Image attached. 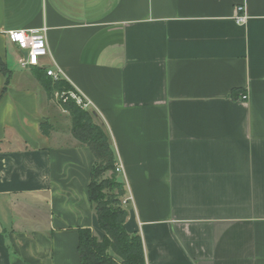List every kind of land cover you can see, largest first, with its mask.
Segmentation results:
<instances>
[{
    "label": "crops",
    "instance_id": "0c3cea01",
    "mask_svg": "<svg viewBox=\"0 0 264 264\" xmlns=\"http://www.w3.org/2000/svg\"><path fill=\"white\" fill-rule=\"evenodd\" d=\"M42 27L48 56L21 68L6 33ZM43 67L110 139L145 264H264V0H0V264H79L77 230L102 236L94 156Z\"/></svg>",
    "mask_w": 264,
    "mask_h": 264
},
{
    "label": "trees",
    "instance_id": "16d2710c",
    "mask_svg": "<svg viewBox=\"0 0 264 264\" xmlns=\"http://www.w3.org/2000/svg\"><path fill=\"white\" fill-rule=\"evenodd\" d=\"M36 79L42 85L47 98L66 112L72 136L87 146L94 156L87 185V197L102 233L98 237L92 229L77 230V254L79 264H145L142 240L137 233L129 234L125 229L128 217L122 204L124 187L117 179L114 164L116 158L102 125L95 122L92 112L82 110L74 99L68 97L74 88L64 79L53 81L41 69ZM64 94L66 101L54 98ZM42 134L52 130L47 121L39 124Z\"/></svg>",
    "mask_w": 264,
    "mask_h": 264
},
{
    "label": "built area",
    "instance_id": "2783aa9c",
    "mask_svg": "<svg viewBox=\"0 0 264 264\" xmlns=\"http://www.w3.org/2000/svg\"><path fill=\"white\" fill-rule=\"evenodd\" d=\"M236 10L237 15L235 16L234 20L237 24L244 23L246 21L244 7L239 6ZM46 30V27H42L39 29L11 30L6 33L8 42H12L21 54H25V57L23 56L19 62L21 68L39 67L40 60L48 56ZM43 70H45L46 76L51 78L53 81L62 78V72L59 69L54 70L49 67H43ZM68 97L74 99L82 110H87L89 102L83 100V98L76 91H70V93H68ZM54 98L60 99L63 102L67 100L63 93H56ZM246 98V95L241 96L242 100H245ZM114 167L116 174L123 175V167L119 162L116 161ZM130 200H132L131 196L124 198L122 200V204L125 205Z\"/></svg>",
    "mask_w": 264,
    "mask_h": 264
},
{
    "label": "rangeland",
    "instance_id": "374dc122",
    "mask_svg": "<svg viewBox=\"0 0 264 264\" xmlns=\"http://www.w3.org/2000/svg\"><path fill=\"white\" fill-rule=\"evenodd\" d=\"M33 216L34 217H32V219L34 220H32V223H34V224H38V226H40V228L41 227H43V226H46V221H47V219H46V217H41L40 215H38V213L36 214L35 212H34V214H33ZM35 218H36V220H35ZM34 227V226H33ZM35 228V227H34ZM44 228V227H43Z\"/></svg>",
    "mask_w": 264,
    "mask_h": 264
},
{
    "label": "water",
    "instance_id": "95a60500",
    "mask_svg": "<svg viewBox=\"0 0 264 264\" xmlns=\"http://www.w3.org/2000/svg\"><path fill=\"white\" fill-rule=\"evenodd\" d=\"M22 56H24V57H25V54L23 53V54H22Z\"/></svg>",
    "mask_w": 264,
    "mask_h": 264
}]
</instances>
